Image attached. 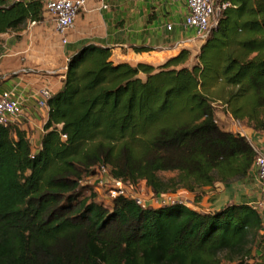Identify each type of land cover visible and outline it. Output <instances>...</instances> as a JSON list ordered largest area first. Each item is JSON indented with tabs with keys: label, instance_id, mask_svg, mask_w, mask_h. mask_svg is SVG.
Listing matches in <instances>:
<instances>
[{
	"label": "trees",
	"instance_id": "trees-1",
	"mask_svg": "<svg viewBox=\"0 0 264 264\" xmlns=\"http://www.w3.org/2000/svg\"><path fill=\"white\" fill-rule=\"evenodd\" d=\"M227 1L195 56L183 49L156 67L115 64L95 45L70 56L36 152L14 124L0 126V264H264L251 205L105 204L89 183L107 166L153 198L185 191L198 203L202 189L249 176L257 152L219 125L214 102L264 132V0ZM42 16V0H0V34ZM218 85L224 95L211 98Z\"/></svg>",
	"mask_w": 264,
	"mask_h": 264
},
{
	"label": "crops",
	"instance_id": "crops-1",
	"mask_svg": "<svg viewBox=\"0 0 264 264\" xmlns=\"http://www.w3.org/2000/svg\"><path fill=\"white\" fill-rule=\"evenodd\" d=\"M45 1L42 0L43 19L40 22H28L18 32L0 34V93L7 91L19 102L23 113L14 126L24 132L33 152L41 147L42 128L48 118L47 110L37 106L36 93L42 88L49 89L52 95L57 93L66 70V66L61 72L44 67L53 61L50 56L46 58L45 45L48 46L50 41L45 37L47 28L53 30V39L61 43L54 31L53 19L44 10ZM186 15L183 1L111 0L108 10H99L96 0H86L84 10L67 33V43H61L66 64L70 56L88 45L110 48L115 64L132 66L144 63L156 67L183 49L196 53L204 42L196 37L193 29L184 27ZM37 42L38 49L34 45ZM134 48H146L147 51L136 52ZM228 131L234 133L232 129ZM241 136L257 152L262 150L264 132L245 127ZM201 192L203 197L198 203L193 202V195L185 191H178L177 195L192 202L191 209L203 213L218 212L233 204L261 203L258 211L264 222V187L257 182L254 170L242 181L227 185L217 183Z\"/></svg>",
	"mask_w": 264,
	"mask_h": 264
},
{
	"label": "built area",
	"instance_id": "built-area-1",
	"mask_svg": "<svg viewBox=\"0 0 264 264\" xmlns=\"http://www.w3.org/2000/svg\"><path fill=\"white\" fill-rule=\"evenodd\" d=\"M19 1V0H15ZM99 10H108L111 0H96ZM183 1L186 4L187 15L184 20V27L193 29L196 37L205 41L213 28L216 27L222 12L230 6L227 0H173ZM86 0H46L44 10L54 21V31L61 38V43H67V33L73 29L77 16L84 10ZM168 29L170 27L168 26ZM51 92L47 88H42L36 93L37 106L40 109L47 110L46 102L51 97ZM22 109L19 102L10 97V93L2 91L0 93V126H9L17 122L22 116ZM229 117L231 115L229 114ZM232 119L231 129L235 134H244L245 127L242 122ZM65 139V136H62ZM257 152V151H256ZM252 170L256 180L264 187V146L253 162ZM96 174L93 183L96 189L107 187L106 191L101 194V202L109 204L113 199L123 197L132 200L140 208L145 209L148 206H174L185 205L189 207L192 202L176 194H167L158 198L147 197L144 182L130 183L121 179L111 177L110 170L107 166H99L95 169ZM106 200V201H104ZM109 201V202H107ZM259 210L261 203L251 204Z\"/></svg>",
	"mask_w": 264,
	"mask_h": 264
},
{
	"label": "rangeland",
	"instance_id": "rangeland-1",
	"mask_svg": "<svg viewBox=\"0 0 264 264\" xmlns=\"http://www.w3.org/2000/svg\"><path fill=\"white\" fill-rule=\"evenodd\" d=\"M47 35L45 36L48 40L50 39V41L48 42V46L45 45V47L43 48L45 51H46V58L48 56H50V60L53 59V61H51V63L49 64H45L44 67L46 68H54L55 70L57 69L59 72H61L64 67L66 66V59L64 57V54H63V45L59 42V40H54L53 39V30H51V28H47ZM20 38V37H18ZM21 39V38H20ZM23 39V37H22ZM33 41V39H32ZM38 43V44H37ZM35 43L34 45L36 46V48L38 49L39 47V42ZM199 53V50H196V53H193V55H197ZM193 61V60H192ZM195 62V60L193 61ZM193 63L190 62L189 65H192ZM66 71V70H65ZM224 95V91H222V87L220 85H218L216 87V90H215V94H209V96L211 98H219L220 96H223ZM214 106H215V109L217 111V117H218V123L219 125L226 129V130H230L231 129V126H232V119L231 117H229V112L226 111V106L222 104V101H215L214 102ZM242 126L243 127H247L246 124L242 123ZM175 174H171V173H160L159 176L162 178V179H167L169 177H172L174 176ZM93 181V179H91V182ZM107 189V187H103V188H100L99 190H97L98 192V200L101 201L102 200V196L101 194H103V192H105ZM147 194V192H146ZM147 197L150 198V195L147 194ZM106 201V200H104ZM109 202V201H107Z\"/></svg>",
	"mask_w": 264,
	"mask_h": 264
}]
</instances>
